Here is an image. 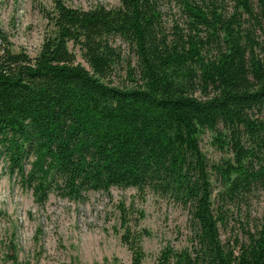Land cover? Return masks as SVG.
Returning <instances> with one entry per match:
<instances>
[{
	"label": "trees",
	"instance_id": "trees-1",
	"mask_svg": "<svg viewBox=\"0 0 264 264\" xmlns=\"http://www.w3.org/2000/svg\"><path fill=\"white\" fill-rule=\"evenodd\" d=\"M166 1L180 6L182 25L167 27L163 0L86 10L55 0L46 15L54 31L34 56L13 52L0 29V154L38 204L50 191L78 201L111 187L183 204L192 247L167 246L157 264H264V220L233 246L219 233L223 207L264 187V0ZM111 37L136 59L129 87L106 82L124 60ZM206 132L232 153L213 166L217 208ZM121 241L142 264L141 236L126 230Z\"/></svg>",
	"mask_w": 264,
	"mask_h": 264
},
{
	"label": "rangeland",
	"instance_id": "rangeland-1",
	"mask_svg": "<svg viewBox=\"0 0 264 264\" xmlns=\"http://www.w3.org/2000/svg\"><path fill=\"white\" fill-rule=\"evenodd\" d=\"M55 0H0V29L7 35L13 52L38 53L46 36L53 33L46 15L54 12ZM67 6L89 9L97 5L117 7L120 0H62ZM163 20L167 27L186 18L174 2L163 0ZM110 42L123 55L106 82L129 87L135 77L136 59L127 43L119 37ZM77 62L86 66L77 46L68 43ZM130 63V65H129ZM206 132L201 139L213 189L214 208L222 190L219 174L213 166L232 159L227 149L211 143ZM25 171L29 162L24 164ZM219 224L220 238L230 246L245 239L264 220V187L244 192L235 205L223 207ZM141 236L142 264H157L162 249H191L194 229L189 210L170 197L150 190L111 187L107 191H89L83 200H70L50 191L43 204L34 201L32 189L17 169L0 154V264H131V254L121 241L126 231Z\"/></svg>",
	"mask_w": 264,
	"mask_h": 264
}]
</instances>
